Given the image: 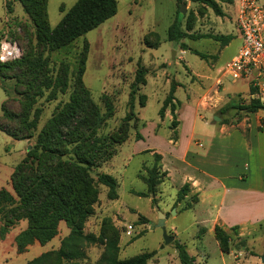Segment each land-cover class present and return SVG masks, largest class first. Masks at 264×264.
Segmentation results:
<instances>
[{
	"label": "rangeland",
	"instance_id": "1",
	"mask_svg": "<svg viewBox=\"0 0 264 264\" xmlns=\"http://www.w3.org/2000/svg\"><path fill=\"white\" fill-rule=\"evenodd\" d=\"M76 1L48 0L50 26L55 27ZM214 1L223 11L222 16L196 0H117L114 16L49 53L53 82L51 88L41 91L32 105L35 114L30 117L36 122L34 137L25 144L24 140L13 139L0 131V189L14 194L10 180L12 171L35 145L37 134L44 128L53 127L57 116L70 103H78L82 108L71 121L74 141L61 146L60 151L64 153V160L78 163L79 159H90L91 165H80L93 180L97 201L82 229L83 234L93 235L96 241L82 239L78 243L82 256L59 259L51 255L46 257L47 264H100L105 254L126 259L144 252H154L147 264H182L174 240L186 245L188 254L194 259L192 264H264L261 261L264 223L248 227L250 232L241 237L230 231L231 252L222 253L213 234L199 237L190 212L175 215L174 209H169L174 192L164 185L166 177L161 159L155 162V150H166L167 135L175 137L171 129L177 122L173 123V119L178 118L188 127L193 120V104L197 109L213 105L209 96H205L208 89L203 84H209L208 78L214 77L217 67L228 62L240 46L236 0ZM181 4H185L184 13L180 12ZM60 6L64 7V12L60 11ZM180 14L182 29L187 28L188 33L232 34L234 37L214 61L212 55H216L221 44L211 38L167 39V28ZM22 28L29 33L33 31L21 3L0 0L1 62L13 61L25 53L26 39L21 36ZM181 43L210 56L202 58L190 50L183 54ZM181 55H185V60ZM211 61L216 68L207 67ZM139 66L146 71L145 83L135 85ZM203 68H207L206 73L200 76ZM80 69H84L82 74ZM262 77L258 89L264 92L260 85ZM55 80H61L64 89L55 85ZM222 81L224 86L233 85L230 78H222ZM171 85H174L172 103L175 110L171 112L167 106L160 117L158 111ZM234 85L240 87L244 83L238 80ZM14 87V79L0 80V115L3 100L15 96ZM141 99L143 106L139 104ZM166 113L168 117H165ZM197 113L201 114L200 111ZM214 113L219 118L215 122L226 121L229 127H237L244 119L243 112L235 109L221 112L220 108H215ZM78 134L80 138H77ZM154 165L159 169L161 181L155 187V194H151L144 177ZM102 173L116 179V199H109L108 187L98 181L97 175ZM159 211L168 214L164 225L167 233L173 236L168 244L164 243L162 228L156 226ZM26 226V220H20L5 227L3 213H0V264H31L45 253L58 252L70 234V228L61 221L57 234L50 241L44 244L35 241L19 251L15 237ZM174 229L176 237L172 232Z\"/></svg>",
	"mask_w": 264,
	"mask_h": 264
},
{
	"label": "trees",
	"instance_id": "2",
	"mask_svg": "<svg viewBox=\"0 0 264 264\" xmlns=\"http://www.w3.org/2000/svg\"><path fill=\"white\" fill-rule=\"evenodd\" d=\"M25 13L30 18L33 31L29 33L26 28L21 34L26 39L25 53L13 61H0V80L14 79V97L7 96L1 104L0 131L16 140H27L35 135V121L31 115L35 114L32 105L42 90L52 87V77L49 66V53L59 49L76 39L77 37L96 28L104 21L114 16L117 12V0H77L68 10L60 6L64 12L62 18L55 27H51L48 21V0H18ZM209 6L216 15L222 16L223 11L214 0H196ZM181 15V14H180ZM182 15L176 16L167 28V39L179 41L183 38L191 40L200 37L211 38L221 45H227L232 39V34H202L188 33L182 29ZM34 42V43H33ZM148 47L150 43L144 39ZM184 50L207 58L209 55L198 50L191 49L185 43H181ZM84 64V61H82ZM84 69H80L82 74ZM146 71L139 66L136 70L135 85L144 84ZM54 79V78H53ZM56 79V78H55ZM55 85L64 89V83L55 80ZM258 90L251 87L250 93ZM174 85H171L168 96L164 100L158 113L163 117L167 106L170 111L175 110ZM141 106L144 101H139ZM132 107V104H130ZM80 104L70 103L66 109L57 116L55 125L44 128L37 134L35 145L27 151L26 157L13 169L10 180L14 194L0 189V213H3L5 227H9L20 220H26L27 226L15 237V243L19 251L37 241L44 244L50 241L58 232V225L64 221L70 228L69 236L64 239L62 248L58 252L45 253L34 259L31 264H47L46 259L51 255L59 259H71L75 255L82 256L78 243L84 239L96 241L93 235L83 234V225L86 219L93 213V203L97 201V191L93 180L88 176L85 167L80 164L91 165L90 159H79V162L64 160L60 147L72 143L74 140V126L71 122L77 118ZM82 108V107H81ZM235 109L242 112H256L264 110V101L260 98H250L248 101L232 99L226 107V111ZM33 111V112H32ZM34 117V116H33ZM173 123L176 120L173 119ZM80 135L78 134V137ZM155 162L161 159V155L155 153ZM166 173L163 171V176ZM162 175V173H161ZM98 181L108 187V197L117 198L118 183L109 174L97 175ZM161 181L159 169L156 165L148 169L144 177L148 190L155 194V187ZM188 192V184H184L177 192L174 202L184 199ZM144 196L143 193H138ZM197 201L196 195L186 201L182 209H188ZM238 226L231 227V231L237 234ZM214 237L222 253L230 252V233L222 227H214ZM72 241V243H70ZM174 245L182 264H192L194 259L187 252L186 245L174 240ZM72 247L73 249H70ZM154 252H144L126 259H117L113 254L103 255L100 264H147ZM47 257V258H46Z\"/></svg>",
	"mask_w": 264,
	"mask_h": 264
},
{
	"label": "crops",
	"instance_id": "3",
	"mask_svg": "<svg viewBox=\"0 0 264 264\" xmlns=\"http://www.w3.org/2000/svg\"><path fill=\"white\" fill-rule=\"evenodd\" d=\"M227 45L217 48L216 55H212L214 61ZM181 52L186 54V50ZM214 61L207 67H215ZM226 63L217 67L214 77L208 78L209 84H203L208 89L205 96H209L213 105L197 109L193 104V120L189 126L176 118V126L171 129L175 137L167 135L166 150H155L161 155L162 170L166 173L164 185L174 192L169 209L173 208L175 215L190 212L192 225L198 230L199 237L207 233L214 235L216 225L228 233L231 227L238 226L236 235L241 237L250 232L248 227L264 223V110L243 112V122L237 127H229L226 121L218 123L214 119L217 116L215 108L221 111L232 99L238 98L242 101L249 98L264 101V92L252 86L249 79H243L244 85L240 87L234 85L238 81L231 80L233 85L224 86L223 82L217 89L220 70ZM186 64L189 65L188 62ZM205 69L201 70L200 76L205 75ZM260 85L264 89V77ZM251 87L258 91L251 94ZM27 140H24L25 144H28ZM186 183L187 194L174 205L178 190ZM163 189L166 192L165 187ZM192 195H196L197 201L190 208L182 209ZM172 232L176 237V230Z\"/></svg>",
	"mask_w": 264,
	"mask_h": 264
},
{
	"label": "built area",
	"instance_id": "4",
	"mask_svg": "<svg viewBox=\"0 0 264 264\" xmlns=\"http://www.w3.org/2000/svg\"><path fill=\"white\" fill-rule=\"evenodd\" d=\"M237 30L240 46L236 54L225 64L217 86L222 78L232 81L249 79L252 86H259L264 75V2L263 0H236Z\"/></svg>",
	"mask_w": 264,
	"mask_h": 264
},
{
	"label": "water",
	"instance_id": "5",
	"mask_svg": "<svg viewBox=\"0 0 264 264\" xmlns=\"http://www.w3.org/2000/svg\"><path fill=\"white\" fill-rule=\"evenodd\" d=\"M180 12L181 13H184L185 12V4H181L180 7ZM214 119H218L217 116L214 117ZM157 208V206H156ZM173 212L175 213V210H173ZM168 217V214H164L162 212L159 211V214H158V221H157V224L156 226L158 227H161L162 228V231H163V240H164V243L165 244H168L169 242H171L173 240V236L169 235L165 229V219ZM261 261L262 263H264V255H262V258H261Z\"/></svg>",
	"mask_w": 264,
	"mask_h": 264
}]
</instances>
